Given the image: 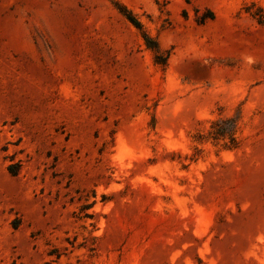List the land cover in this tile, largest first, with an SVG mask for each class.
<instances>
[{
	"label": "rangeland",
	"instance_id": "374dc122",
	"mask_svg": "<svg viewBox=\"0 0 264 264\" xmlns=\"http://www.w3.org/2000/svg\"><path fill=\"white\" fill-rule=\"evenodd\" d=\"M260 20L264 0H0V264H264Z\"/></svg>",
	"mask_w": 264,
	"mask_h": 264
},
{
	"label": "trees",
	"instance_id": "16d2710c",
	"mask_svg": "<svg viewBox=\"0 0 264 264\" xmlns=\"http://www.w3.org/2000/svg\"><path fill=\"white\" fill-rule=\"evenodd\" d=\"M120 12L127 18L129 22H131L141 32V35L145 41L147 48L153 51L155 54V63L160 66L163 70H166L170 53L162 51L160 49L157 41L150 37V35L143 30L141 22L130 11L121 7ZM260 22L264 23V21L261 20ZM231 132V129L220 128L213 130L211 134L214 140L226 139L228 137L232 142H235L234 135ZM233 148L236 149V145H234ZM9 169L11 170V173L13 175L16 174L15 168L13 166L9 167Z\"/></svg>",
	"mask_w": 264,
	"mask_h": 264
}]
</instances>
